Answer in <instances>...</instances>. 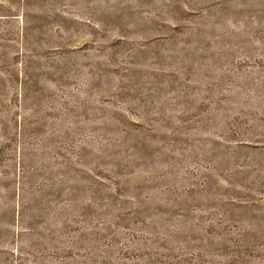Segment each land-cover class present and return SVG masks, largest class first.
<instances>
[{
	"label": "rangeland",
	"instance_id": "obj_1",
	"mask_svg": "<svg viewBox=\"0 0 264 264\" xmlns=\"http://www.w3.org/2000/svg\"><path fill=\"white\" fill-rule=\"evenodd\" d=\"M0 264H264V0H0Z\"/></svg>",
	"mask_w": 264,
	"mask_h": 264
}]
</instances>
